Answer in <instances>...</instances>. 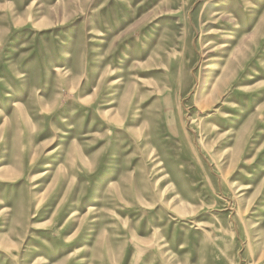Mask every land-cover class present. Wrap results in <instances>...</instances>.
Wrapping results in <instances>:
<instances>
[{"label": "rangeland", "instance_id": "rangeland-1", "mask_svg": "<svg viewBox=\"0 0 264 264\" xmlns=\"http://www.w3.org/2000/svg\"><path fill=\"white\" fill-rule=\"evenodd\" d=\"M0 264H264V0H0Z\"/></svg>", "mask_w": 264, "mask_h": 264}]
</instances>
